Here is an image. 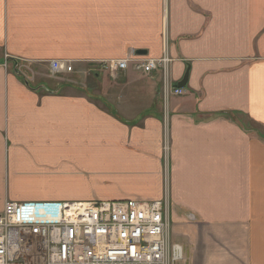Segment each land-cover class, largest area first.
<instances>
[{"label":"crops","instance_id":"0c3cea01","mask_svg":"<svg viewBox=\"0 0 264 264\" xmlns=\"http://www.w3.org/2000/svg\"><path fill=\"white\" fill-rule=\"evenodd\" d=\"M55 60L95 83L48 88L33 67ZM262 132L264 0H0V214L167 195L182 264H264Z\"/></svg>","mask_w":264,"mask_h":264},{"label":"built area","instance_id":"2783aa9c","mask_svg":"<svg viewBox=\"0 0 264 264\" xmlns=\"http://www.w3.org/2000/svg\"><path fill=\"white\" fill-rule=\"evenodd\" d=\"M169 62L126 58L99 70L114 79L130 66L139 75H166ZM168 210L167 195L150 202L9 201L0 214V264H173L181 257L170 243Z\"/></svg>","mask_w":264,"mask_h":264},{"label":"rangeland","instance_id":"374dc122","mask_svg":"<svg viewBox=\"0 0 264 264\" xmlns=\"http://www.w3.org/2000/svg\"><path fill=\"white\" fill-rule=\"evenodd\" d=\"M44 66H46L47 68ZM44 66H37L36 69H35V67H33V70H34V72H37L39 76H41L40 79H47L48 78L47 82L43 81L46 84L45 86H47L48 88H50V85L53 86L55 84V82L59 81V79L63 80L64 85H68V86H72V87L73 86H76V87L84 86L86 88L92 87V84H94L95 80H96V78L93 76V71H94L92 69L93 64L85 66L84 72H82V73H81V69H79V68L74 69L75 67H73V64L71 62H68V61H56V60L50 61L47 65L45 64ZM67 67H69V68H67ZM21 68L20 67L18 68V71H17L18 73H21ZM98 70H99V65H98ZM105 73L106 72H104V74ZM107 74L108 73H106L105 75L107 78H109L107 76ZM37 78H38L37 75L34 76L35 81H33L32 84H35L39 81V79H37ZM262 133H264V132H262ZM164 142L166 144H168L166 139ZM166 155H167V157H169L168 156L169 155L168 154V147L163 152V161H165V164H166L165 158L167 159ZM163 199H164V196L160 200H163ZM174 248H175V250H179L177 247H173V249ZM175 255H176V252H175ZM175 264H182V263L180 260H178L175 262Z\"/></svg>","mask_w":264,"mask_h":264},{"label":"water","instance_id":"95a60500","mask_svg":"<svg viewBox=\"0 0 264 264\" xmlns=\"http://www.w3.org/2000/svg\"><path fill=\"white\" fill-rule=\"evenodd\" d=\"M136 54H138V55H145V53L142 52V51H138V52H136ZM187 72L185 73L182 82L178 84V86H177L178 88H182V87H184L186 85L187 78H188V73Z\"/></svg>","mask_w":264,"mask_h":264},{"label":"bare ground","instance_id":"6f19581e","mask_svg":"<svg viewBox=\"0 0 264 264\" xmlns=\"http://www.w3.org/2000/svg\"><path fill=\"white\" fill-rule=\"evenodd\" d=\"M167 79V78H166ZM75 203H81V202H75ZM173 248V247H172ZM174 251L176 252V255H177V253H178V250H175V248H174Z\"/></svg>","mask_w":264,"mask_h":264}]
</instances>
